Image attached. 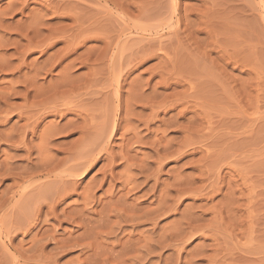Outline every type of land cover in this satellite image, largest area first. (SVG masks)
<instances>
[{"label":"rangeland","instance_id":"374dc122","mask_svg":"<svg viewBox=\"0 0 264 264\" xmlns=\"http://www.w3.org/2000/svg\"><path fill=\"white\" fill-rule=\"evenodd\" d=\"M0 264H264V0H0Z\"/></svg>","mask_w":264,"mask_h":264},{"label":"bare ground","instance_id":"6f19581e","mask_svg":"<svg viewBox=\"0 0 264 264\" xmlns=\"http://www.w3.org/2000/svg\"><path fill=\"white\" fill-rule=\"evenodd\" d=\"M127 110H128V108H127ZM129 111V110H128ZM107 125V124H106ZM108 127V126H107ZM103 131H105L104 129H103ZM53 132V131H52ZM106 132H108L107 130H106ZM56 133V132H55ZM71 133V132H70ZM54 134V133H53ZM131 183V182H130ZM108 198H110V197H108ZM128 205V204H127ZM53 209H54V207H53ZM134 210V209H133ZM127 214V213H126ZM135 215V214H134ZM136 218V217H135ZM128 219V218H127ZM131 220V219H130ZM145 238V237H144ZM146 239V238H145ZM139 240H141V239H139ZM140 242V241H139ZM151 242V241H150ZM141 246H143V244L141 245ZM145 246H147V244H145ZM148 248V247H147ZM147 248H145V249H147ZM150 249V248H149ZM145 252V251H144ZM144 254V253H143ZM149 255V254H148ZM147 260V259H146ZM142 262V261H141ZM149 263V262H148Z\"/></svg>","mask_w":264,"mask_h":264}]
</instances>
